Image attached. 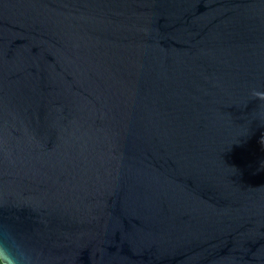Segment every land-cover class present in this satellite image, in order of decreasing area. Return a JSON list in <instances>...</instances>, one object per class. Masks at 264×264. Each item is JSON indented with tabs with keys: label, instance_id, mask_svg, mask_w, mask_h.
Instances as JSON below:
<instances>
[{
	"label": "water",
	"instance_id": "water-1",
	"mask_svg": "<svg viewBox=\"0 0 264 264\" xmlns=\"http://www.w3.org/2000/svg\"><path fill=\"white\" fill-rule=\"evenodd\" d=\"M264 0H0V223L35 264H264Z\"/></svg>",
	"mask_w": 264,
	"mask_h": 264
},
{
	"label": "clouds",
	"instance_id": "clouds-1",
	"mask_svg": "<svg viewBox=\"0 0 264 264\" xmlns=\"http://www.w3.org/2000/svg\"><path fill=\"white\" fill-rule=\"evenodd\" d=\"M251 99L260 102L256 115L264 113V92L253 90ZM260 123L264 124V119H261ZM0 264H35V256L31 249L9 225L4 223H0Z\"/></svg>",
	"mask_w": 264,
	"mask_h": 264
}]
</instances>
